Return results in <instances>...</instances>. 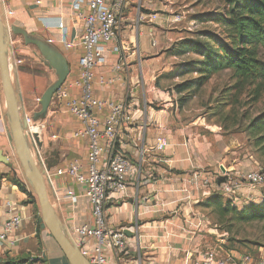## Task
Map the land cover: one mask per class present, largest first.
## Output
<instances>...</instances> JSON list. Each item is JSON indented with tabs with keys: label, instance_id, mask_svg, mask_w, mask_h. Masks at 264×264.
<instances>
[{
	"label": "crops",
	"instance_id": "obj_1",
	"mask_svg": "<svg viewBox=\"0 0 264 264\" xmlns=\"http://www.w3.org/2000/svg\"><path fill=\"white\" fill-rule=\"evenodd\" d=\"M73 2L0 0V13L8 25L20 27L49 42L63 54L69 65L66 79L76 76L78 58L83 53L79 44L82 23ZM143 21V18L137 19L130 30V24L125 19L123 35L128 42L120 38L122 50L119 53H115L113 46L109 45L105 61L94 70V96L125 100L131 104L132 116V121L120 129L115 145L131 161L134 171L127 178L125 193L113 196L105 206L109 226L130 228L126 233L127 249L123 254L111 256L106 264H189L213 245L218 232L195 207L212 191L190 186L187 179L196 170L215 171L218 167L229 171L248 170L257 168L258 163L252 157V162L239 159L229 161L228 158L217 162L212 160V156L207 161L194 158L190 141L185 136L187 130L181 131L178 127L170 129L172 117L166 109L171 104L170 98L162 97L163 109H152L149 102L164 94L154 89L151 96L146 95L156 78L154 72L161 57L157 51L159 34L156 26L145 30L141 23ZM152 23L168 28L162 19ZM129 45L131 51L128 50ZM9 50L10 73L14 65L12 60L16 57L21 59L19 64L14 65L19 82V90L16 89L21 98H31L33 88L30 84L37 68L24 56L30 52L36 55L37 52L30 44H25L19 34H11ZM119 64L121 68L116 70ZM51 71L54 81L56 76ZM101 76L113 81L101 84ZM71 94L78 95L79 92L72 90ZM61 101L53 95L46 117L53 119L52 125L57 131L53 130L51 139L46 144L42 143L41 147L42 157L51 171L65 168L71 162L86 164L87 139L73 137L78 122L65 110ZM22 108L28 115L34 113L27 111L23 105ZM105 115L106 110L98 112L101 119ZM167 127L172 131H167ZM34 131L40 138V126ZM8 134L0 80V150L10 162V165L0 163V229L10 216L19 214L22 218L21 225L0 242V263L69 264L40 217H33V203L24 202L27 195L19 185L35 196L26 184ZM159 139L166 143L162 150L157 148ZM46 185L50 203L66 231L80 248L89 249V241L74 232L77 227L92 223L90 203L83 194V186L71 178L55 174ZM185 185L190 190L188 197L182 191ZM245 197L248 199L245 200ZM263 198L264 188L258 191L244 189L235 205L246 206L251 202L258 203ZM228 251L234 253L233 250Z\"/></svg>",
	"mask_w": 264,
	"mask_h": 264
},
{
	"label": "rangeland",
	"instance_id": "obj_2",
	"mask_svg": "<svg viewBox=\"0 0 264 264\" xmlns=\"http://www.w3.org/2000/svg\"><path fill=\"white\" fill-rule=\"evenodd\" d=\"M127 4L124 17L130 24V30L133 29V24L139 16H143L144 21L141 23L145 30L151 26L158 28L157 51L161 57L154 72L156 78L151 82V89L146 91V95L151 96V91L155 90L162 91L164 94H159L161 98L149 102L152 109L156 111L163 109L162 97L170 98L171 104L166 107L172 117V128L170 129L178 127L181 131L187 130L185 136L190 141L194 158L207 161L212 156V160L215 159L217 162L223 158H228L229 161L239 159L252 162L250 158L252 157L256 161L247 149L248 142L237 122L240 118L243 122H247L264 112V46H258L259 64L252 78L242 81L233 75L230 68L226 67V51H234L238 43L236 37L235 39L228 38L221 29V19L231 4L227 0H128ZM154 12L161 15L182 12L183 20L168 28L161 27L157 23H152L147 17L148 14ZM124 30L121 32V38L122 41L128 42L123 35ZM193 32L195 34H192ZM185 36L192 37L200 47H204L203 44L209 42L214 50L212 64L213 66L218 65L219 68L210 73L200 86L194 85L195 81L202 76L196 71L201 68L200 64L194 65L193 72L178 75L184 64L202 60L200 55L191 51L184 55L175 54L173 48L175 42ZM30 46L36 50V55L30 52L24 57L37 68L36 74L33 75L35 78L30 84L33 88V96L22 98L21 105L27 111L36 112L40 109L39 98L46 87L52 83L54 74L43 65L36 47ZM130 48L131 45H129V51H131ZM152 57L147 56V58ZM20 60L16 57L12 63L20 62ZM14 65L11 69V79L13 85L19 90ZM191 80L193 85L183 88L180 92L174 88L177 84H186ZM250 80L254 83L250 84ZM182 97L188 99L184 100L186 98ZM140 105H142V100ZM53 122V119H47V117L40 121L42 126L39 140L42 143L46 144L51 139L52 131H57V128L52 125ZM170 129L166 128L167 131H172ZM263 167L264 164L258 163L255 169ZM209 224L211 225L210 221ZM216 230L218 234L211 247L233 250L235 256H248L251 258L249 264L264 262V222L237 224L233 233L230 234ZM225 245L232 246L233 249H226Z\"/></svg>",
	"mask_w": 264,
	"mask_h": 264
},
{
	"label": "built area",
	"instance_id": "obj_3",
	"mask_svg": "<svg viewBox=\"0 0 264 264\" xmlns=\"http://www.w3.org/2000/svg\"><path fill=\"white\" fill-rule=\"evenodd\" d=\"M127 1L74 0L73 2V8L79 12L82 23L79 44L83 48V53L78 58L76 76L66 79L54 95L58 100H62V106L78 122L73 137L87 139L86 164L71 162L65 168L55 171L47 169L41 148L36 145L34 132L31 131L32 125L40 127L42 125L40 121H32L26 111L21 112V116L27 120L24 133L31 155L36 165L43 171L45 182H50L55 174L71 178L84 188L83 194L90 203L92 223L81 225L74 232L89 241V249L79 247L89 264H106L111 256L123 254L127 249L126 233L130 230L126 226L120 228L109 226L105 206L113 196L125 193L127 178L134 171L131 161L115 145L120 129L132 121L131 104L126 103L125 100L97 98L93 94L94 70L105 61L106 48L112 45L115 53L122 50L120 38L122 30L125 29L124 10ZM147 17L152 22L162 19L168 27L183 20L182 12H170L166 15L154 12ZM142 18L143 16H139V19ZM18 62L15 61L14 64ZM120 68L119 64L116 70ZM112 81L113 79H105L102 76L99 78L101 84ZM72 90H78L79 94L72 95ZM103 110H106V115L101 119L98 112ZM165 145L163 139L158 140V149H164ZM187 184L221 194L235 204L244 189L258 191L264 188V167L233 171L219 167L215 171L196 170L187 179ZM182 191L185 197L190 194L186 185ZM21 221L19 214H14L5 220L0 229V242L5 241L7 235L21 225ZM249 260L248 256H235L227 250L208 247L189 264H249ZM260 264L264 262L261 261Z\"/></svg>",
	"mask_w": 264,
	"mask_h": 264
},
{
	"label": "trees",
	"instance_id": "obj_4",
	"mask_svg": "<svg viewBox=\"0 0 264 264\" xmlns=\"http://www.w3.org/2000/svg\"><path fill=\"white\" fill-rule=\"evenodd\" d=\"M227 1L231 7L221 19V29L228 38L235 39L236 37L238 43L234 51H226V67L233 71L235 77L245 81L252 78L251 76L257 72L256 67L259 64L257 49L258 46H264V0ZM203 45L204 47H200L192 37L185 36L175 42L173 47L176 55H184L191 51L202 57V60L184 64L178 73V75H184L193 72L195 70L194 65L200 64L201 68L196 71L202 76L195 81L194 85L196 86L202 85L210 73L219 68L218 65L213 66L212 64L215 54L211 44L207 42ZM192 83L191 80L186 84H177L174 88L180 92L183 88L192 86ZM249 83L253 84L254 82L250 80ZM182 98L188 99L187 97ZM237 123L240 130L245 134L250 155L260 165L264 164V112L247 122H243L240 118ZM19 188L27 195L24 202L33 203V217L39 219L35 198L23 186L19 185ZM195 207L211 222L214 228L228 234L233 233L237 224L264 222V198L258 203L251 202L246 206L238 207L221 194L211 193L195 204ZM224 247L233 249L229 245Z\"/></svg>",
	"mask_w": 264,
	"mask_h": 264
},
{
	"label": "water",
	"instance_id": "obj_5",
	"mask_svg": "<svg viewBox=\"0 0 264 264\" xmlns=\"http://www.w3.org/2000/svg\"><path fill=\"white\" fill-rule=\"evenodd\" d=\"M11 34H19L23 37L25 44L35 46L41 56L43 65L53 70L56 76L55 80L46 87L40 96V109L32 114V121H41L46 117L53 95L69 74V65L63 54L55 46L27 33L20 27L8 25L0 13V80L6 107V119L9 126V140L19 162L23 177L35 196L42 224L46 227L69 264H89L88 259L82 254L71 234L66 231L52 207L43 171L36 165L31 155L30 146L24 133L27 120L24 116H21V112H23L21 94L13 85L10 73L9 43ZM33 137L36 145L41 148L42 142L38 139V135L35 132ZM0 163L10 165L8 157L1 150ZM50 168V166H47V169Z\"/></svg>",
	"mask_w": 264,
	"mask_h": 264
},
{
	"label": "bare ground",
	"instance_id": "obj_6",
	"mask_svg": "<svg viewBox=\"0 0 264 264\" xmlns=\"http://www.w3.org/2000/svg\"><path fill=\"white\" fill-rule=\"evenodd\" d=\"M38 125H32L31 126V131L34 132L35 129H37Z\"/></svg>",
	"mask_w": 264,
	"mask_h": 264
}]
</instances>
